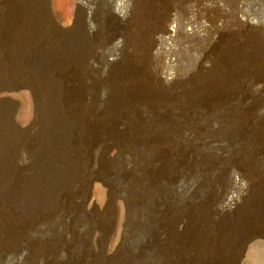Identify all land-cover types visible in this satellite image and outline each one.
Segmentation results:
<instances>
[{"label": "rangeland", "instance_id": "1", "mask_svg": "<svg viewBox=\"0 0 264 264\" xmlns=\"http://www.w3.org/2000/svg\"><path fill=\"white\" fill-rule=\"evenodd\" d=\"M10 5L13 7L9 8ZM234 11L238 18L249 19L250 23L243 25L233 19ZM261 25H264V0H0V96H4L0 98V158L6 167L11 165L14 173L18 172L24 181H28L27 201L32 212L29 215L38 216L36 209L41 203L36 196L42 191L49 192L50 195L45 197L55 199L56 203L54 195L60 188L66 192V197L72 193L76 201L84 192V214L78 215L83 225H77L75 240L82 239L80 235L88 240V247L95 252L89 261L94 262L91 264H105L101 251L104 252L106 247L102 249V246H107L109 239L101 236L98 230L88 235L86 228L93 223L102 225L105 219L109 220L108 233L119 244V251L107 259L108 264H114V259L115 264H193L194 257L187 247L196 246L193 234L198 215L201 213L204 223L207 219L209 207L204 208L231 201L234 206L230 214L240 206L251 205L234 219L231 230L221 225L220 237L230 240L254 232V239L237 250L236 264H264V135L253 136L250 129L239 136L235 133L234 123L229 119L226 123L221 115L216 118L214 114L218 113L215 111L195 117L196 122H203L208 117L207 123L215 137L197 140L196 133L186 130L181 134L186 136L185 140L180 142L170 137L173 143L163 140L167 122L157 123L155 117L159 110V115H168H164L165 119H178L179 114H183L178 108L192 104L178 102L176 96L182 88L197 83L204 74L208 76L207 70L216 64L214 62L226 44H242L243 38L253 36L252 33L255 35ZM17 36H30L28 40L34 48L29 45L28 51L20 52ZM33 50L37 57L31 55ZM41 54L47 55L58 67L78 72L76 76L79 75L87 89L98 88L96 93L84 95L87 106L80 119L73 117L72 123H67L71 131L59 116L58 119L41 116L33 94L26 87L38 83V73L35 76L29 69L35 59L37 69ZM5 56H9L10 61H6ZM131 63L135 65L131 78L153 81L157 75L167 77L165 92L171 100L160 103L153 100L151 106L146 103L147 97L143 102L124 103L114 97V111L111 110L106 102L110 89L103 79H109L113 69L116 75L118 67ZM210 77L207 81L211 82ZM215 84L209 88L210 93L199 98L217 96L219 89L215 90V86H220L223 92L232 91L231 88L224 89L217 81ZM245 87L249 88L248 84L242 90ZM244 93L251 102L264 97V91L253 96L254 100L248 98L249 92ZM169 110L173 112L169 113ZM225 127L235 132L228 131L226 135ZM53 128L58 129L56 133L52 132ZM262 129L264 120L260 122L259 130ZM259 130L256 128L254 133ZM112 136L114 141L121 139L124 147L121 152L111 148L105 157L97 152L99 144L96 140L101 143L103 138ZM153 139L162 141L151 144L153 152L166 151V158L171 162L180 154L177 158L183 162L176 172H172L171 177L176 182L161 194L153 191L139 174L144 160L151 156L147 143ZM108 171L113 173L110 175L113 190L101 181H89L94 172L108 178ZM86 179L89 182L81 189ZM39 183L46 186L36 193ZM43 230L46 233L47 227ZM35 232L33 229L29 232L30 243L41 242L49 236L48 232L40 241ZM25 253L26 264L53 262L39 259L33 249ZM72 259L74 261L73 255L71 264ZM85 261L86 254H83L79 264H85Z\"/></svg>", "mask_w": 264, "mask_h": 264}, {"label": "bare ground", "instance_id": "2", "mask_svg": "<svg viewBox=\"0 0 264 264\" xmlns=\"http://www.w3.org/2000/svg\"><path fill=\"white\" fill-rule=\"evenodd\" d=\"M8 1L10 2V0ZM11 7H13V5H10L9 8ZM234 12L235 13L232 14L233 19L237 20L238 22H241L243 25H248L250 23V21H248L249 19L242 20V18H238V16L236 15L237 12L236 11ZM41 13L43 14V11ZM44 13H45V10H44ZM254 33L256 34L255 35L253 33L251 34L253 36L244 37L243 40L245 41H243L242 44L240 43L229 44V45L226 44L225 47L220 52V57L215 60L214 63L216 64H214V66L211 67L212 68L211 70L209 69L207 70L206 75L208 76H204L205 75L204 74L202 77L196 80L197 83L194 82L195 84L193 83V84L184 86L182 90L177 94L176 98L180 104L182 103V101H184L185 103L186 102L192 103L191 106L184 105L185 104L184 103L183 104L184 106L182 108L181 107L178 108L179 109L178 111H181V113L183 114L186 113L185 114L186 116H183V114H179L180 116L178 119L172 120V117L165 119L164 117L165 114L159 115L158 113L159 110L155 113L156 115L155 117L158 119H161V120L157 119L156 120L157 123H161V122L163 123L165 121L167 122L166 124L163 123L166 126V127L163 126L164 131L166 132V135L163 138V140L164 139L171 140L173 143H174V140L181 142L182 140H185L184 137H186V136H181V134H183L182 132L186 130H188L190 133L192 132L196 133L197 140L200 139L204 141L206 137L207 138L215 137V135H213L214 133L212 132L214 130L212 129L211 131L207 123L206 119H208V117L206 119L204 118L205 120L203 122H201V120H197V122L195 121V117L197 115L198 116L200 114L202 115V113L207 114V112H209V114H212L215 111L218 113V114H214L215 116L216 115L223 116L225 118L226 123H227V119H229L231 123L232 122L234 123L235 126L233 127H236L235 128L236 132L234 131V129L229 128V130H227L228 127L227 128L225 127L227 130L226 131L224 128L226 135L228 131H230V133L232 134L234 131L238 135L241 134L242 136L250 129L253 130L252 132L253 136L254 134L260 135V136L264 135V130L263 129L259 130L260 122L264 120V97L263 98L258 97L260 101L259 99L257 101L256 99L255 100L253 99V96H256L257 93L259 94L260 92L264 91V25H261V29H257V31H255ZM29 37L30 36H17L16 37L17 44H19L18 50L20 52L23 49L28 51L29 45L32 47V43H30V41L28 40ZM128 38L130 41L129 36ZM118 42H121V41H118ZM116 45L118 46V44ZM31 55L33 57L36 55L35 57H37L38 54H34V50H33V52H31ZM5 57H6L5 58L6 61H10L11 58L9 56L8 57L5 56ZM48 58L49 57L47 55L41 54L38 57L39 61H37V69L35 67L36 59L34 58L35 63L34 65H31L29 72L32 74H35V76L38 73L37 75L38 83L34 86H31V84H27L26 87L33 94L35 104L37 105L36 109L38 113L41 114V116L43 117L50 116L53 119L54 118L58 119L60 117V119L63 120L61 122L65 121L66 125L71 131V127L69 124L72 123V118L74 117V118L80 119L81 113H84V108L87 106V103L84 99L85 96H89L91 92L96 93L98 88L93 87L91 89H87V86L82 81H80V79L78 78L79 75L78 77L76 76V73L78 72L73 71L70 68L58 67L54 65L53 62ZM127 64H123L120 67H118L119 69L118 74L115 75L114 74L115 69H113V71L109 73V79L108 78L103 79L104 82L108 83V87L110 89V92H109L110 97L106 102L109 103V108L111 110L114 111V97L120 103L137 102V101L143 102L144 97H147L145 99L149 100L146 103H150L153 100H156L157 103H160L163 100H164L163 102L167 101L168 99L171 100V96H168L167 93L165 92L166 84L169 81L167 77H164L163 75H160V76L157 75L156 77H154L153 81L138 78V77L134 79V78H131V76H133V73H135L134 72L135 65H132L133 63H131L130 65H127ZM135 71L137 72V69ZM211 71H212V77H210ZM208 77H210L213 80L211 82L207 81ZM123 80L124 81L126 80V82H124ZM216 81L217 83H219L218 85L223 86L224 89L231 88L232 91L231 92L229 91L230 93H227L226 91L223 92L220 86L218 87L215 86L214 87L215 90L219 89L218 91L219 93L217 92L218 93L217 96L213 98H209L208 97L209 95H208L207 96L208 98H199L201 97V95L210 93L209 88L213 84H215ZM247 84L249 88L245 87V89L242 90V87L246 86ZM154 87H158V88H154ZM245 91L250 93V96L248 98L254 101L252 102L247 101L248 99L244 93ZM3 97L4 96H0V98H3ZM192 98H196V99H192ZM160 107H162V105H160ZM135 108H137V106ZM143 110H146V109H143ZM173 110L175 111V109ZM173 110L172 111L169 110V113L173 112ZM167 112H168V109H167ZM175 116H178V115H175ZM217 117L219 116H216V118ZM109 119L108 121H110ZM225 121H223V123H225ZM53 124L54 123H52V125ZM155 125H159V124H155ZM256 128L259 131L258 132L256 131V133H254ZM57 130L53 128L52 132L56 133ZM222 134H220L221 137L223 136ZM113 137L114 136L108 137V138L105 137L101 140L102 141L101 143L100 141L96 140L99 144L97 146L99 151L97 152L101 153L105 157H108V151L111 148H115L117 152H121L124 147V143L121 142V139L114 141ZM170 137H174L177 139L173 140ZM237 137L238 136H236V138ZM160 139L162 138L160 137ZM159 141H157V139H153L149 141V143H147V146L149 147L151 151L150 153L151 156H149L146 160H144L143 166L141 167L142 171H140L139 174L144 177L143 179L150 185L153 191H157L158 193L160 192L161 194L162 191L164 193L167 187H170L173 183L176 182L171 177L172 172L173 171L176 172L177 171L176 169L179 166V164L183 162L181 161L182 159L181 160L179 159L180 157L177 158L178 156H180V154L178 156L176 155V158H174V160L172 159L173 161L171 162L170 159L166 158V151H164L163 153H157V154L153 152L152 149L154 147L152 148L151 144H156ZM193 145H190V146H193ZM181 149L183 148L181 147ZM192 151L193 150L191 149V152ZM168 156H172V155H168ZM0 161L2 163V168L0 167V264H24L25 263L24 255H26L25 251L28 252L31 249L35 250V254L38 256L39 259H48V260L53 261L50 264H60V263L71 264L70 259L72 258V255L74 257V261L72 259L73 264H79V261H81L83 254H86L87 261H85V264L87 263L91 264L93 261L91 263L89 261L93 259L95 252H93L94 251L93 249L91 252V248L88 247V240L84 238L83 235H80L82 239H79L77 241L75 240V237H78L77 232H76L77 225H81V226L83 225V221L82 219L80 220L78 219V217H80L78 215H80V213L84 214L82 211L84 210L83 208V203L85 199L84 192L82 193V195H78V199L76 201L71 196L72 193L68 197H66V192H64L60 188L59 193L56 196L54 195V198L56 197L57 199V203H56L54 201L55 199L45 197L48 194L50 195V193L49 192L45 193L42 191V189L46 186L44 185L45 182L43 181L44 184L39 183L38 189L35 188L36 193L37 192L39 193L40 191H42L43 193L41 192L39 196H36L38 197L39 203H41V205H37L36 210L38 211V216L35 217L36 214H34V217H32L31 215H29V213L31 212L30 211L31 207L27 201V190H28L27 188L29 186L28 181H24L23 180L24 178L22 179L18 175V172L17 174L14 173L13 172L14 168L11 169L12 167L11 165H9V167H6L4 161L1 158H0ZM246 171H247V168H246ZM108 173H109V176L107 178L103 174H100V173L97 174L94 172L93 174L89 176V181L90 180L101 181L105 187H108L110 190H113L114 182L111 181L113 178L110 176L113 173L112 171L111 172L108 171ZM235 180L236 179H234V183H237V181ZM89 181H87V179L84 180L83 181L84 183L82 182L83 185L81 189H83L84 184ZM182 181L183 180H181L180 182ZM70 188L72 187L70 186ZM45 191H47V189ZM251 202L252 201H250L249 204ZM232 205L233 204L231 201H228L223 205H209V206L204 205V207L205 206L207 207V208H204L206 210L209 207V209L206 212L207 219L205 220V223L203 222V220H201L202 218L200 216L201 213L198 215V217L196 216L197 225L195 224L196 230H194V234H193L195 237L194 242H196V246L187 247L188 253L192 252V255L194 257V260H193L194 263L192 261L193 264H236L237 250L242 249V246L245 245V243L254 239L255 237V235L253 234L254 232H250L246 234L245 237H240L239 235L238 237L236 236L233 239L230 238V240L220 237V232H222L221 229H223L221 228V225L224 226L225 229L226 228L230 229V226L232 224L235 225L234 219H236L242 213V211L246 210V208H249L251 206L250 205L248 207V205H246V208L245 207L243 208L242 206H240L239 208H237L236 210H233L229 214V212L232 209ZM93 206H94V203H93ZM202 215H205V214H202ZM105 220L106 221H104V224L102 225L101 224L98 225L96 223H93V225L88 224L86 230H87L88 235L89 234L92 235L91 233L94 230H98L101 233V236H103L104 238L108 237L109 242H107L108 243L107 246H104V247L102 246V249L106 247L104 252L101 251V254L106 259L105 264H108L109 261L107 259L113 255L115 256L116 253L119 251V244H117L116 238L112 239V236H110V234L108 233L107 223L109 220L108 219H105ZM44 227H47L46 233L43 230ZM32 229L38 233V237L37 238L35 237V238L40 241L43 239L45 234L48 235V232H49V236L47 238L44 237L45 240L41 242H37V240H35L33 241L34 243H30L29 232ZM86 230L84 232L85 234H86ZM116 235L114 236L116 237ZM257 236L258 235H256V237ZM37 243L38 244L40 243V244L38 245ZM152 249H155V248H152ZM89 257L91 258L90 260H89ZM64 258L66 260H64ZM134 259H136V257ZM36 262L37 260L35 261V263ZM114 264H115V259H114Z\"/></svg>", "mask_w": 264, "mask_h": 264}]
</instances>
